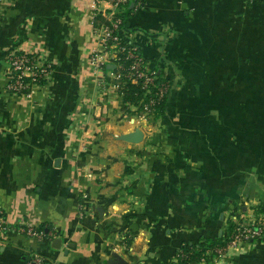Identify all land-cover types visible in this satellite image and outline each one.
<instances>
[{"label": "crops", "instance_id": "crops-1", "mask_svg": "<svg viewBox=\"0 0 264 264\" xmlns=\"http://www.w3.org/2000/svg\"><path fill=\"white\" fill-rule=\"evenodd\" d=\"M92 3L0 0V264H167L183 242L264 220V2L120 9L123 37L169 81L161 118L102 85ZM20 49L53 65L29 96L6 90ZM136 127L139 143L117 138ZM193 264H264V237Z\"/></svg>", "mask_w": 264, "mask_h": 264}, {"label": "built area", "instance_id": "built-area-1", "mask_svg": "<svg viewBox=\"0 0 264 264\" xmlns=\"http://www.w3.org/2000/svg\"><path fill=\"white\" fill-rule=\"evenodd\" d=\"M130 0H93V33L96 46L89 56V62L96 71L104 72L100 77L102 85L110 84L118 96L124 93L122 84L126 81L140 83L142 97L137 104H129L141 115L150 114L154 105L168 90L166 83L154 84L157 78L155 69L147 67L138 46L122 35V19L120 9ZM100 15L102 20L96 19ZM113 63L114 70L105 69L106 64ZM52 64L39 54H31L23 50H14L8 57L6 67V90L11 94L29 96L32 88L39 81L47 82L51 75ZM153 87L151 89L150 87ZM3 220L0 219V227ZM30 235H37L32 228L25 230ZM264 237V220L242 219L233 226L226 245L215 248L216 258H221L230 245L237 242L249 244ZM40 259H37V261Z\"/></svg>", "mask_w": 264, "mask_h": 264}, {"label": "trees", "instance_id": "trees-1", "mask_svg": "<svg viewBox=\"0 0 264 264\" xmlns=\"http://www.w3.org/2000/svg\"><path fill=\"white\" fill-rule=\"evenodd\" d=\"M246 1L247 2H264V0H246ZM119 16L122 19V27L123 28L127 27L126 26V23H127L126 15L120 12ZM96 19L102 20L100 15H98ZM106 68L107 67L105 65V69ZM114 69H115V65L113 64V68L109 70L112 71ZM45 83H46L45 81H39L38 85H44ZM157 83L158 84L167 83L170 86L169 81L166 78H164L162 72L157 73V78L154 81V84H157ZM122 86L124 89L123 91L124 93H122V96L120 97V106L122 109L129 111L128 109L129 104H137L139 100L143 98L142 97L143 91L141 89L140 83H132L131 81H126L125 83L122 84ZM150 88L153 89L152 86ZM168 92H169V89L166 91L163 97L159 101H157L156 104L154 105V109L150 113L154 116L153 118H161L164 115L166 104L169 99ZM0 217H3V215H0ZM2 226H4V224H2ZM229 230L231 232L233 230V227H231ZM227 241H228V237L226 239L219 238L216 240L205 239L203 241H197V242H194V241L183 242L176 251L175 259L167 264H193L195 262H198L199 260L204 259L207 254H211L214 257L216 256L215 248L226 245Z\"/></svg>", "mask_w": 264, "mask_h": 264}, {"label": "water", "instance_id": "water-1", "mask_svg": "<svg viewBox=\"0 0 264 264\" xmlns=\"http://www.w3.org/2000/svg\"><path fill=\"white\" fill-rule=\"evenodd\" d=\"M133 4H134V2H131L130 7H132ZM106 67H107V69H111V68H113V64L108 63V64H106ZM117 138L120 140L129 142V143H139L143 138V132L140 128L136 127L129 132L119 134ZM60 243H61L60 238H58V237L53 238V240H52V246L53 247L59 248ZM112 256H113V259L108 261L109 264H126L124 259L122 257H120L118 254L113 253Z\"/></svg>", "mask_w": 264, "mask_h": 264}]
</instances>
